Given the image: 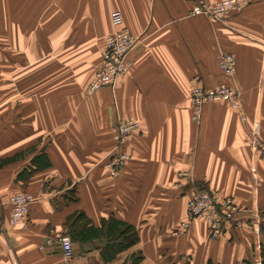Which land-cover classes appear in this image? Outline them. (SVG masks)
<instances>
[{"label":"crops","instance_id":"crops-1","mask_svg":"<svg viewBox=\"0 0 264 264\" xmlns=\"http://www.w3.org/2000/svg\"><path fill=\"white\" fill-rule=\"evenodd\" d=\"M195 1L0 0V264L62 263L59 239L79 212L96 227L109 217L131 224L139 242L110 262L99 241L73 242L69 264H130L136 255L139 264H264V156L254 142L264 144V0L223 23L192 15ZM123 29L139 38L131 69L115 89L88 95L105 38ZM227 53L237 62L231 77L218 67ZM193 79L235 87L247 120L214 102L195 123ZM118 114L140 130L113 175ZM42 154L51 166L36 170ZM201 188L259 213L257 224L216 240L201 218L184 231L187 202ZM21 192L38 199L14 226L10 199Z\"/></svg>","mask_w":264,"mask_h":264},{"label":"built area","instance_id":"built-area-1","mask_svg":"<svg viewBox=\"0 0 264 264\" xmlns=\"http://www.w3.org/2000/svg\"><path fill=\"white\" fill-rule=\"evenodd\" d=\"M254 0H222L212 2L210 0H196L193 5L192 15H203L209 19L223 23L235 14L242 13ZM112 22L118 26L122 22L121 14L112 13ZM139 44V38L126 29L119 30L105 38L103 50V63L97 69L94 78L86 89L88 95L109 87L115 89L120 85L122 78L128 74L132 67L130 55ZM219 70L226 77L235 74L237 68L236 58L233 54L227 53L220 57ZM190 103L192 119L199 123L204 106L208 103H225L241 115L242 121H246L243 111L242 99L238 90L226 83H221L214 88H206L197 79L191 81ZM140 130L138 121L131 117L117 115L112 133L115 141V149L111 153L108 167L113 175L120 173L121 169L130 160L129 154L125 151L127 143L132 136ZM255 148L264 156V144L255 140ZM185 178L187 175L181 173ZM182 185H180L181 187ZM37 197L28 192H21L13 195L10 199L11 214L10 223L14 226L24 225L28 220L29 208L37 201ZM259 213L241 208L232 198L221 196L219 193L206 188L195 190L189 198L186 206L185 221L182 227L185 230L198 218L204 219L209 226L210 237L213 240L220 238L227 228H242L248 221L253 225L257 224ZM59 245L63 262L69 264L74 257V243L70 236L60 237Z\"/></svg>","mask_w":264,"mask_h":264},{"label":"trees","instance_id":"trees-1","mask_svg":"<svg viewBox=\"0 0 264 264\" xmlns=\"http://www.w3.org/2000/svg\"><path fill=\"white\" fill-rule=\"evenodd\" d=\"M17 158L8 159L3 164L14 162ZM33 165L37 170V168H49L51 162L46 154H42L33 161ZM32 173L33 171H26L27 175ZM260 229L264 233V222L260 225ZM66 235L70 236L75 243L85 244L99 241L98 248L105 262L114 260L120 253L139 242V233L135 226L109 217L103 219L100 226L96 227L83 212L76 213L69 219ZM141 261L142 257L136 255L131 259L130 264H139Z\"/></svg>","mask_w":264,"mask_h":264},{"label":"rangeland","instance_id":"rangeland-1","mask_svg":"<svg viewBox=\"0 0 264 264\" xmlns=\"http://www.w3.org/2000/svg\"><path fill=\"white\" fill-rule=\"evenodd\" d=\"M2 48H4L2 46ZM15 64V63H14ZM15 68V67H14ZM16 71V69H14V72ZM5 79H6V76H5V64H4V59H0V88H2L1 91H3V88H4V84H5ZM14 89L16 91H13V97L16 98V97H20V94L19 92L17 91L18 89H16V87L14 86ZM2 97H4V94L2 93L1 94ZM262 264V263H261Z\"/></svg>","mask_w":264,"mask_h":264}]
</instances>
